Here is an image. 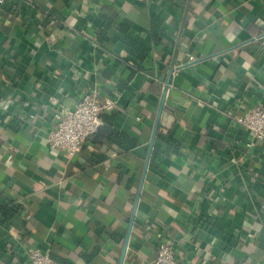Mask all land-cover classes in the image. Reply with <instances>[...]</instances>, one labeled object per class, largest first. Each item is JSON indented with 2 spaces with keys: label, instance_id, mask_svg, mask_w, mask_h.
<instances>
[{
  "label": "crops",
  "instance_id": "0c3cea01",
  "mask_svg": "<svg viewBox=\"0 0 264 264\" xmlns=\"http://www.w3.org/2000/svg\"><path fill=\"white\" fill-rule=\"evenodd\" d=\"M10 2L0 264H119L132 218L123 264H154L159 234L182 264H264V141L229 116L264 105V0ZM87 88L118 103L71 156L48 133Z\"/></svg>",
  "mask_w": 264,
  "mask_h": 264
},
{
  "label": "built area",
  "instance_id": "2783aa9c",
  "mask_svg": "<svg viewBox=\"0 0 264 264\" xmlns=\"http://www.w3.org/2000/svg\"><path fill=\"white\" fill-rule=\"evenodd\" d=\"M117 103L116 97L103 96L97 88H87L72 109L55 112L54 127L48 133L50 146L71 156L76 154L97 132L102 124L101 115L114 110ZM229 114L234 123L246 129L254 139L264 141V105H249L241 114ZM158 236L154 264H182L172 242L165 235ZM28 254L31 264H60L48 252L38 248Z\"/></svg>",
  "mask_w": 264,
  "mask_h": 264
},
{
  "label": "water",
  "instance_id": "95a60500",
  "mask_svg": "<svg viewBox=\"0 0 264 264\" xmlns=\"http://www.w3.org/2000/svg\"><path fill=\"white\" fill-rule=\"evenodd\" d=\"M174 71V68H171L170 71H169V74H168V77H167V80H166V85H165V89H164V92H163V96H162V100H161V104H160V110H159V116H160V113H161V110L163 108V105H164V101H165V98H166V94H167V90H168V87H169V84L171 82V77H172V73ZM110 129V126L107 125V124H104L102 123L96 134H95V138L97 140H101L105 134V132ZM133 219L131 220V226L129 228V231H128V234L125 238V241H124V244H123V249H122V253H121V257H120V262L119 264H123L124 263V259H125V256H126V252H127V247H128V242H129V236H130V233H131V228H132V225H133Z\"/></svg>",
  "mask_w": 264,
  "mask_h": 264
},
{
  "label": "trees",
  "instance_id": "16d2710c",
  "mask_svg": "<svg viewBox=\"0 0 264 264\" xmlns=\"http://www.w3.org/2000/svg\"><path fill=\"white\" fill-rule=\"evenodd\" d=\"M3 7L6 9V11H8V12H10V13H12V14H16L17 13V7L13 4V3H11L10 2V0H3ZM160 137L162 136V135H159ZM111 137H112V139H114V140H117L118 139V134H116V133H112L111 134ZM165 140L169 143V144H176V142L174 141V140H172V139H170L169 137H165ZM156 155H157V153L155 152L154 154H153V158H152V163H154V160H155V157H156ZM8 209H5V208H3V211L5 212V213H10V215H12L13 213H14V211L13 210H9V211H7ZM52 258L54 259V260H56V261H58L60 264H65L64 263V261H62L61 259H59V258H56V257H54V256H52Z\"/></svg>",
  "mask_w": 264,
  "mask_h": 264
}]
</instances>
